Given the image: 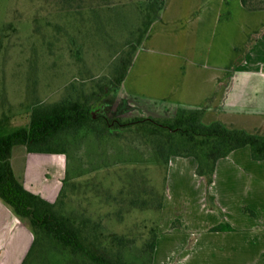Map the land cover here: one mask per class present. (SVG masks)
Wrapping results in <instances>:
<instances>
[{
    "label": "crops",
    "instance_id": "1",
    "mask_svg": "<svg viewBox=\"0 0 264 264\" xmlns=\"http://www.w3.org/2000/svg\"><path fill=\"white\" fill-rule=\"evenodd\" d=\"M118 90L153 118L204 107L205 125L264 136V10L241 0H164ZM11 164L28 190L56 199L64 154L17 145ZM196 168L193 157L169 159L153 264H264V160L238 148L216 162L209 186ZM221 223L232 230H210ZM32 242L0 200V264H21Z\"/></svg>",
    "mask_w": 264,
    "mask_h": 264
},
{
    "label": "rangeland",
    "instance_id": "2",
    "mask_svg": "<svg viewBox=\"0 0 264 264\" xmlns=\"http://www.w3.org/2000/svg\"><path fill=\"white\" fill-rule=\"evenodd\" d=\"M162 1L0 0V119L9 129L27 126L33 108L69 99L85 102L95 116L153 117L123 100L117 79L140 47L150 5L157 10ZM160 138L96 123L63 132L51 145L66 152L57 209L90 229L124 236L116 248L127 264L146 263L144 244L159 229L167 173ZM28 264L88 263L66 257L45 237Z\"/></svg>",
    "mask_w": 264,
    "mask_h": 264
},
{
    "label": "trees",
    "instance_id": "3",
    "mask_svg": "<svg viewBox=\"0 0 264 264\" xmlns=\"http://www.w3.org/2000/svg\"><path fill=\"white\" fill-rule=\"evenodd\" d=\"M241 3L248 10H264V0H241ZM154 6L150 5L153 15H147L143 39L151 24L158 19L164 0L157 10ZM132 60L133 58L129 57L124 63L123 72L117 79V86L124 80ZM204 110V107H180L172 118L139 117L121 121L109 119L104 115L95 116L92 107L85 102L69 99L33 108L27 126L9 129V126L0 119V200L16 217L24 221L33 233L32 245L21 264H28L31 255L45 237L66 257L79 259L88 264L127 263L116 248L124 245V236H110L98 229H90L85 220H77L57 209V202H62L65 195L64 182L53 202L24 186L15 175L11 164L12 150L15 146L24 145L29 152L66 154L65 151L51 145L58 140L57 136L70 129L96 123L102 124L106 129L139 127L164 137L159 139L162 143L159 145L158 155L167 164V170L171 156L193 157L197 161L196 173L205 180L207 186L213 180L216 162L238 148L248 146L254 160H264V136L244 130L228 129L219 122L205 125L201 120ZM165 146H168L167 155L164 154ZM166 179L167 173L164 184ZM158 208L160 211L161 203ZM243 211L255 216V212L247 207H244ZM177 224L178 220L174 221L173 228ZM210 230L232 228L226 223H221ZM158 235L157 228L151 240L145 242L143 252L147 255L146 263L141 264H152Z\"/></svg>",
    "mask_w": 264,
    "mask_h": 264
}]
</instances>
